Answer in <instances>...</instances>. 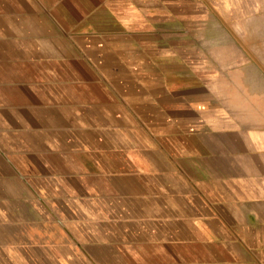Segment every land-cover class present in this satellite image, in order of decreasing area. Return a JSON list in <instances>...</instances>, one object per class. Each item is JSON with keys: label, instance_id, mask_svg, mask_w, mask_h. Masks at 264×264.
<instances>
[{"label": "crops", "instance_id": "obj_1", "mask_svg": "<svg viewBox=\"0 0 264 264\" xmlns=\"http://www.w3.org/2000/svg\"><path fill=\"white\" fill-rule=\"evenodd\" d=\"M0 264H264V0H0Z\"/></svg>", "mask_w": 264, "mask_h": 264}, {"label": "rangeland", "instance_id": "obj_2", "mask_svg": "<svg viewBox=\"0 0 264 264\" xmlns=\"http://www.w3.org/2000/svg\"><path fill=\"white\" fill-rule=\"evenodd\" d=\"M216 16H217V15H214V21H215L214 23H215V24H216V23L219 24V23H220V22H219V19H218V21L216 22ZM209 32H210V31H209Z\"/></svg>", "mask_w": 264, "mask_h": 264}]
</instances>
